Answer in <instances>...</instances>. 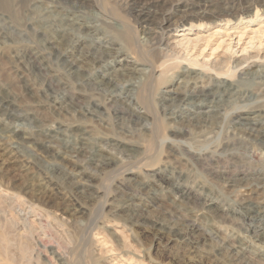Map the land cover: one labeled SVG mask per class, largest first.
I'll list each match as a JSON object with an SVG mask.
<instances>
[{
  "label": "rangeland",
  "instance_id": "obj_1",
  "mask_svg": "<svg viewBox=\"0 0 264 264\" xmlns=\"http://www.w3.org/2000/svg\"><path fill=\"white\" fill-rule=\"evenodd\" d=\"M50 14L83 24L60 40ZM99 42L142 74L68 69ZM225 80L238 98L207 122L165 99ZM257 81L264 0H0V264H264V214L247 212L264 147L235 123L260 113L263 132Z\"/></svg>",
  "mask_w": 264,
  "mask_h": 264
},
{
  "label": "bare ground",
  "instance_id": "obj_2",
  "mask_svg": "<svg viewBox=\"0 0 264 264\" xmlns=\"http://www.w3.org/2000/svg\"><path fill=\"white\" fill-rule=\"evenodd\" d=\"M50 16L52 19L51 23H53V22L57 23L58 22V24H60V26H57L58 29H54L53 36H55V38H57V39L63 38L65 34L68 35L67 34L68 30H70L72 28L78 29L79 28L78 25L83 24L82 22H79V20L77 18H75L74 16H71L68 14L67 15H58V16H54V15L50 14ZM84 27L89 28L90 29L89 31L91 33L92 32L95 33L94 32L95 28L93 25H87ZM55 38H53V40L50 42L51 45L58 42L55 40ZM67 46H66V49H67ZM69 47H70V45H69ZM93 48H95V49H93ZM107 49H117V48L112 47L110 45V43L109 44H102L99 42L97 44V47L93 46L92 48L91 47L86 48L85 51H82V50L76 51L75 53L78 54L77 59L75 58L72 60H67L66 65H67L69 70L74 71L76 67L79 68V66H80L77 63V61L79 62V60H81L83 58L85 60L89 61L88 63L91 64V67L89 68V71L86 74H83V76L86 78L92 77L93 74L96 73L97 70L99 71L101 69H104L105 67H106V69H110L111 72H117V77L119 75V77H120L119 79L121 80V82L127 81V80H125L126 77L131 76L132 74L135 76L136 75L139 76L142 74V71L144 69H142L140 67H136V65H132V64H128L126 66H117V67L112 68V64H110V62L108 60L103 58V57H105V55L111 53V52H107L108 51ZM69 51H72V50L69 49ZM114 52H115V50H114ZM61 55L65 56L66 53L62 52ZM152 72H153V70H152ZM109 74H111V73L106 72L103 76H101L100 79H98L97 83L100 84V86L103 85L106 89H109L110 92H112V93H114L117 90V87L119 85L121 92H119L118 94L114 93L112 96H114L115 98L117 96L123 95V94L128 95L125 92H123L122 84L119 83L117 85V82H115V80L113 82V76L111 78V77H109L110 76ZM241 74H243V73H241ZM244 74L246 75V73H244ZM152 75L153 74L151 73L148 76L146 82L143 83V86H145L147 88L146 91H148L149 93L151 92V88H152L151 79H150V78H152ZM259 75H260V73L255 75V77H259ZM255 77H253V78H255ZM93 78H94V76H93ZM186 81L188 82V79ZM225 82L227 83L226 80H225ZM226 83L219 82L218 84H214L215 87H210L211 85H208V86L200 88L199 91H192V90L186 91V92L182 93L181 95H176L173 90H167L168 95L167 96L165 95L166 96L165 99L170 102L169 103L170 106L172 104L174 105L175 109L173 111L189 110V111L193 112V114L191 115V118L197 117V118H199L198 120H204L203 122H207L208 120H211V119L213 120V118H215L217 114H220V110H223L224 107L231 105V103H235V100L238 98L237 94H238L239 90H236L235 88L230 87V84H228V83L226 84ZM256 83L262 84V86H264L263 82L260 83L257 81ZM142 91H143V89H142ZM149 93H148V95H150ZM138 98H140V97H138ZM150 99L151 98L149 96L148 97L146 96V97H143V99L141 98L138 100H140L141 103L144 106H146V110H147V108H151V100ZM189 108H193V109L194 108H200V109H199V111L195 112ZM145 116H146V114H145ZM151 116H153V115H151ZM259 116H260V113H255L252 116H249V115L238 116L235 123L242 125L241 126L242 129L247 134V136H246L247 139H250L253 142H258L261 145H263V147H264V130L260 134H258L260 132L259 130H257V131H259L258 133L257 132H256V134L254 133L256 130L255 128L258 126V124H259V126L263 125L262 118H259ZM211 122L209 121L208 124L211 125ZM247 210H248L247 211L248 214H250V212H254L255 214H264V207L260 210L258 208L253 207V206H247ZM250 217L254 218L256 216L250 215Z\"/></svg>",
  "mask_w": 264,
  "mask_h": 264
}]
</instances>
